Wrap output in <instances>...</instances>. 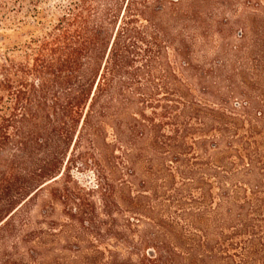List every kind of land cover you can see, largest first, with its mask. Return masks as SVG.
<instances>
[{
    "label": "trees",
    "instance_id": "obj_1",
    "mask_svg": "<svg viewBox=\"0 0 264 264\" xmlns=\"http://www.w3.org/2000/svg\"><path fill=\"white\" fill-rule=\"evenodd\" d=\"M17 243L264 264V0H0V264Z\"/></svg>",
    "mask_w": 264,
    "mask_h": 264
},
{
    "label": "rangeland",
    "instance_id": "obj_2",
    "mask_svg": "<svg viewBox=\"0 0 264 264\" xmlns=\"http://www.w3.org/2000/svg\"><path fill=\"white\" fill-rule=\"evenodd\" d=\"M239 31V26H234L230 31L229 34L231 35V37H234V35H236V33ZM230 39V38H229ZM97 168H95L94 166H86L83 165L78 167H73L72 168V175L83 185H88L91 184L94 178L93 175V171H96ZM55 214L57 215L59 212V207L56 205L55 206ZM84 237V235H83ZM87 240L89 242L83 241V245L86 244H93V245H98L100 247H103L104 245H108V246H112L115 244V241L113 239L107 240V239H96L94 240L93 236H88ZM61 242H59V244H55V242H53V246L56 245H60ZM10 245V243H9ZM23 246L20 243H17V245H11V248H9L7 251L12 253V256L9 257L8 261L9 264H27L25 261L20 260L19 259V255L20 252H22L23 250ZM58 254V258H57V262H55L54 264H65V254L62 253H57ZM53 255V254H52ZM62 256V257H61ZM61 257V258H60Z\"/></svg>",
    "mask_w": 264,
    "mask_h": 264
}]
</instances>
